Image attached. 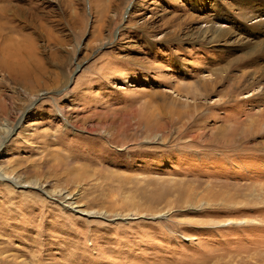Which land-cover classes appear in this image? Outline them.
I'll list each match as a JSON object with an SVG mask.
<instances>
[{
    "label": "rangeland",
    "instance_id": "obj_1",
    "mask_svg": "<svg viewBox=\"0 0 264 264\" xmlns=\"http://www.w3.org/2000/svg\"><path fill=\"white\" fill-rule=\"evenodd\" d=\"M2 39L0 264H264V0H0Z\"/></svg>",
    "mask_w": 264,
    "mask_h": 264
},
{
    "label": "bare ground",
    "instance_id": "obj_2",
    "mask_svg": "<svg viewBox=\"0 0 264 264\" xmlns=\"http://www.w3.org/2000/svg\"><path fill=\"white\" fill-rule=\"evenodd\" d=\"M1 43H5L6 42V40L5 39H2L1 41H0ZM0 43V44H1ZM21 64V63H20ZM5 65H8V66H11V64H8V63H6ZM19 64H17V63H13L12 64V70L13 71H16L18 68H19ZM9 69H10V67H8Z\"/></svg>",
    "mask_w": 264,
    "mask_h": 264
}]
</instances>
